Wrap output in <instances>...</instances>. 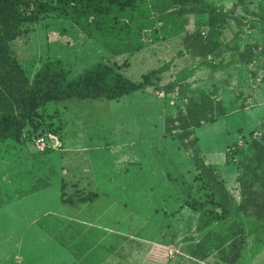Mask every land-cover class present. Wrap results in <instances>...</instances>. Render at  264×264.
Returning <instances> with one entry per match:
<instances>
[{
  "label": "rangeland",
  "instance_id": "1",
  "mask_svg": "<svg viewBox=\"0 0 264 264\" xmlns=\"http://www.w3.org/2000/svg\"><path fill=\"white\" fill-rule=\"evenodd\" d=\"M214 1L228 10L236 2ZM259 4L264 6V0H247L245 8L235 7L242 23L225 28L228 41L240 43L241 48L248 41L264 47V13ZM205 22V15H187L188 30H207ZM26 28L14 50L31 73L44 60L61 57L73 77L108 54L69 17L55 11L42 12L41 19ZM182 48L179 36L150 44L134 55L113 57L119 64L129 59L122 70L133 79L169 63L160 81L163 89L148 87L119 100L50 101L42 113L47 121L61 124L59 141L50 140L44 148L30 139L0 143V264H74L64 249L84 256L96 245L110 247L112 242L115 246L124 242L119 248L122 255L131 253L127 262L119 257L120 264H148V255L150 264H226L219 260L215 246L236 219L197 228L199 212L191 206L201 202L202 208L212 210L210 189L194 164L192 149L165 134V116L184 107V91L188 95L201 89L214 91V97L224 101L228 115L198 127L195 135L200 155L217 166L239 198V156L227 148L235 143L246 146L262 122L264 57L257 54L255 62L237 63V53L228 50L221 56L224 66L211 70L197 67L200 59L192 63ZM85 177H96L99 185L80 186ZM62 182L67 195L84 190L99 196L77 205L64 203ZM85 227L97 228L96 235L84 232ZM175 238L181 249L175 247ZM202 244L198 255H191ZM257 247L254 235H249L237 264H264V247L258 251ZM164 248L172 258L169 263L157 256ZM88 260L83 257L81 262Z\"/></svg>",
  "mask_w": 264,
  "mask_h": 264
},
{
  "label": "trees",
  "instance_id": "2",
  "mask_svg": "<svg viewBox=\"0 0 264 264\" xmlns=\"http://www.w3.org/2000/svg\"><path fill=\"white\" fill-rule=\"evenodd\" d=\"M246 1L236 0L228 10L214 0H0V143L28 139L36 142L39 137L59 140L61 124L47 121L42 113L50 101L101 97L119 100L148 87L163 89L160 81L169 63L133 79L122 70L129 59L123 64L113 59L134 55L150 44L181 36L182 53L192 63L200 59L197 67L211 70L224 66L221 56L228 50L237 53V63L255 62L259 59L257 54L264 57V47L254 42L248 41L241 48L240 43L232 44L225 38L226 27L242 23V17L234 14L235 7L245 8ZM259 5L264 13V6ZM49 11L69 17L108 54L73 77L61 57L44 60L31 73L16 55L14 42L27 33L28 23L37 22L42 12ZM190 13L205 15L207 30H188ZM237 37L238 33L234 34ZM182 95L187 102L177 108L174 116H165L164 131L178 139L186 150L192 149L194 164L204 186L210 189L212 210L202 208L201 202L191 206L199 212L197 228H209L219 219L235 217L215 249L220 261L237 264L249 235H254L257 251L264 247V117L246 146L235 143L227 148L239 156L236 177L239 198H236L217 166L200 155L199 138L195 135L198 127L226 117L229 110L222 99L214 97V91L201 89L192 95L184 91ZM167 98L172 97L168 94ZM61 188V201L73 205L91 202L99 196L98 192L84 190L67 195L65 182ZM202 246L191 250V255L197 256ZM201 257H206L204 250Z\"/></svg>",
  "mask_w": 264,
  "mask_h": 264
},
{
  "label": "crops",
  "instance_id": "3",
  "mask_svg": "<svg viewBox=\"0 0 264 264\" xmlns=\"http://www.w3.org/2000/svg\"><path fill=\"white\" fill-rule=\"evenodd\" d=\"M162 42L167 43L168 41H162ZM84 179L86 180V182H81V183L79 182V185L80 186H98L99 185L98 182H97V178L96 177H94V178L85 177L82 180H84ZM95 229H97V228H95ZM95 229H93L91 227H85V228H83V231L84 232H88L89 235L90 234L96 235ZM101 234L104 235L103 233H101ZM118 239L121 240V238H119V237H118ZM125 239H128V238H125ZM124 241H126V240H124ZM127 241L128 242H132L133 240H130L129 239ZM143 241H144V239H143ZM174 241H175V245H176V246L175 245L174 246L175 247H179L181 249V246H178V243H177V239L176 238H175ZM112 243L110 244V247H106V246H103V245H96L95 248L92 250L91 253L89 251H87V253H85L84 256H81L79 254L80 257H78V258L71 251L69 252V250H67V249H64V250H66V256L70 257V259L72 260V263H74V264L76 262L79 263V264L80 263L82 264L81 259L83 257H86V259H89L88 262H87V264H108L109 262L111 264H120V262L118 261V258L119 257L121 258L120 261L127 262L129 260V256H131V253L127 254V256H126V255H122L119 252V248H121L123 246V243L124 242H122L121 244L116 245V246L113 245ZM170 245H172V244H170ZM160 251H159V254H157V256L160 257L161 261H164L165 260L164 258H166L167 261L170 260V259H172L170 256L167 257V250L165 248L164 249H160ZM144 256H145V253H144ZM173 257H174V259H176L178 256L176 254H174ZM192 257L193 256H191V258ZM147 260L149 262L148 264H150L151 263L150 262V255L147 256ZM168 263H169V261H168Z\"/></svg>",
  "mask_w": 264,
  "mask_h": 264
},
{
  "label": "built area",
  "instance_id": "4",
  "mask_svg": "<svg viewBox=\"0 0 264 264\" xmlns=\"http://www.w3.org/2000/svg\"><path fill=\"white\" fill-rule=\"evenodd\" d=\"M56 141H59L57 139H55ZM51 141H54L53 139ZM50 141L46 138V137H39L37 140H36V143L38 144V146L41 148H44L46 145H48Z\"/></svg>",
  "mask_w": 264,
  "mask_h": 264
}]
</instances>
